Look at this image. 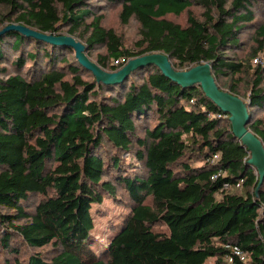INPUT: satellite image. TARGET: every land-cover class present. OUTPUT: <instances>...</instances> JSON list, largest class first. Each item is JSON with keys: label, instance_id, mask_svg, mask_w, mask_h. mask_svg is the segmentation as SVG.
<instances>
[{"label": "trees", "instance_id": "trees-1", "mask_svg": "<svg viewBox=\"0 0 264 264\" xmlns=\"http://www.w3.org/2000/svg\"><path fill=\"white\" fill-rule=\"evenodd\" d=\"M113 1L122 24L139 25L130 49L103 26L102 14L90 16V0H0V30L14 24L71 36L91 61L89 51L101 47L105 53L93 62L107 72L153 53L168 56L176 71L208 63L216 85L247 106V127L264 145V120L251 116L264 109V58L256 57L264 52V0ZM183 13L185 25L168 18ZM257 15L254 45L235 59L228 53L241 49L239 36ZM229 116L199 85L180 86L155 65L104 84L71 46L6 31L0 250L17 253L18 238L57 248L26 264H223L226 245H238L246 256L238 264H264V179L233 138ZM117 185L131 206L98 258L90 248L94 216L104 198L116 197ZM31 196L39 199L27 209Z\"/></svg>", "mask_w": 264, "mask_h": 264}, {"label": "water", "instance_id": "water-1", "mask_svg": "<svg viewBox=\"0 0 264 264\" xmlns=\"http://www.w3.org/2000/svg\"><path fill=\"white\" fill-rule=\"evenodd\" d=\"M9 30H16L25 35L48 41L58 45H68L75 50L79 63L90 71L97 81L104 84H115L123 81L134 70L146 65H155L161 72L180 86L199 85L204 95L219 107L225 114L230 115L231 133L250 153L248 164L255 168L260 182L264 179V145L247 127L250 115L247 106L237 97L221 90L211 74L210 64L201 63L189 70L173 69L168 56L163 53L147 54L134 58L122 69L107 72L91 61L86 55L85 46L71 36H53L35 32L20 25H9L0 30V35Z\"/></svg>", "mask_w": 264, "mask_h": 264}, {"label": "rangeland", "instance_id": "rangeland-1", "mask_svg": "<svg viewBox=\"0 0 264 264\" xmlns=\"http://www.w3.org/2000/svg\"><path fill=\"white\" fill-rule=\"evenodd\" d=\"M90 7V16L92 17L93 15L102 14L104 16L102 22L103 26L105 28H112L121 36L123 47L129 49L133 47L134 42L138 39L139 25L134 19H131L126 24L121 23L119 19L121 5L119 3L113 0H90ZM1 11L2 10L0 8V12ZM191 11L196 16H199L201 12V10L195 6L191 8ZM168 18L181 25H185L187 14L183 13L179 16L170 15L168 16ZM261 20L262 16L257 15L254 22H252V24H249L248 28L239 36V39L241 41V49H238L236 52H229V55H231L235 59H241L246 56V53H248V51H250L252 46L254 45L252 40L253 31ZM63 32L64 29L62 30V33ZM104 53L105 50L101 47H95L89 51V54L93 61L96 60L99 54ZM256 57L258 58V63L264 58V52L260 53ZM68 59L73 60V57L69 55ZM252 63H254V60L252 61ZM4 65L9 68V71H12L9 63ZM221 85L223 88H226V84L221 83ZM243 89H245V85H242V90ZM251 116H253V118L262 117L264 120V109L259 111L252 110ZM139 133H142L141 130H139ZM194 161L197 162L196 159H194ZM137 171L140 172L142 170L141 168H139V170L137 169ZM217 198L219 197L217 196ZM38 199L39 197L31 196L24 207L27 209H33ZM130 206L131 201L129 200L127 192L119 185L116 186V197L114 199L108 197L104 198L100 206L101 212L97 216H94V238L90 244V248L93 250L95 255H97L96 257L99 258L103 253L102 251L105 248V245L109 241L110 236L113 234L114 227L116 228L120 224V222L124 220L130 209ZM13 243L16 246L18 252L13 253L6 250H0V264H26L28 258L37 252L41 253L44 258H51L57 253V248H55V246H53L52 244L36 248L23 244L18 238H14ZM208 264L218 263H216L214 259H209Z\"/></svg>", "mask_w": 264, "mask_h": 264}, {"label": "built area", "instance_id": "built-area-1", "mask_svg": "<svg viewBox=\"0 0 264 264\" xmlns=\"http://www.w3.org/2000/svg\"><path fill=\"white\" fill-rule=\"evenodd\" d=\"M216 157L214 156V158ZM226 248L228 249V253L225 256L223 264H238V261L245 262V253L238 245H226Z\"/></svg>", "mask_w": 264, "mask_h": 264}]
</instances>
